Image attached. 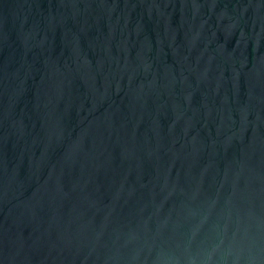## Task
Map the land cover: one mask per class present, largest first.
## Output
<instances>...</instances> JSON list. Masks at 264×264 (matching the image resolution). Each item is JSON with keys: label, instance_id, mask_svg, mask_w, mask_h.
<instances>
[{"label": "water", "instance_id": "1", "mask_svg": "<svg viewBox=\"0 0 264 264\" xmlns=\"http://www.w3.org/2000/svg\"><path fill=\"white\" fill-rule=\"evenodd\" d=\"M0 264H264V0H0Z\"/></svg>", "mask_w": 264, "mask_h": 264}]
</instances>
